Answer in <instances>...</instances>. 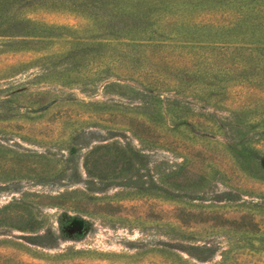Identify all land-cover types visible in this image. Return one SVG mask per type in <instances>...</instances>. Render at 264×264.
<instances>
[{
    "label": "rangeland",
    "instance_id": "rangeland-1",
    "mask_svg": "<svg viewBox=\"0 0 264 264\" xmlns=\"http://www.w3.org/2000/svg\"><path fill=\"white\" fill-rule=\"evenodd\" d=\"M263 44L264 0H0V264H264Z\"/></svg>",
    "mask_w": 264,
    "mask_h": 264
},
{
    "label": "trees",
    "instance_id": "trees-1",
    "mask_svg": "<svg viewBox=\"0 0 264 264\" xmlns=\"http://www.w3.org/2000/svg\"><path fill=\"white\" fill-rule=\"evenodd\" d=\"M259 43H261V42H259ZM248 45H249V44H248ZM263 45H264V44H263ZM247 47H249V50H251L252 52H254V51H255V52H258V51L260 50V48H259L260 46H259V47H257V46H254V47H253V46H252V47L247 46ZM263 50H264V49H263ZM261 55L264 56V51H263V54H261ZM262 56H261L260 58H263Z\"/></svg>",
    "mask_w": 264,
    "mask_h": 264
}]
</instances>
